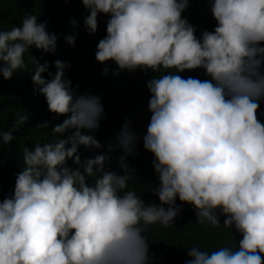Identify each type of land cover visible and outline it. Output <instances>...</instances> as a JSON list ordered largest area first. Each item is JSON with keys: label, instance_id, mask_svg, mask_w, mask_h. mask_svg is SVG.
<instances>
[{"label": "clouds", "instance_id": "clouds-1", "mask_svg": "<svg viewBox=\"0 0 264 264\" xmlns=\"http://www.w3.org/2000/svg\"><path fill=\"white\" fill-rule=\"evenodd\" d=\"M81 2L90 10L84 21L89 34L97 31L100 14L110 17L95 52L99 63L161 73L147 84L151 118L143 135L144 148L155 157L159 184L151 191L159 204H146L129 190L137 178L125 157L123 175L105 170L109 156L82 161L79 146L102 147L82 132L100 127L101 99L77 95L64 78L70 64L63 61L54 62L56 73L48 72L46 80L48 62L33 56V83L52 113L68 116L52 132L75 131L24 148L14 192L0 200V264H151L145 232L157 223H174L182 210L177 198L194 207L197 222L219 227L223 215V226L242 236L235 247H188L185 264H264V123L258 118L264 100V0H207L217 24L199 38L182 15L190 0ZM46 28L28 15L21 26L0 31L4 79L26 68L24 56L33 46L56 52L58 37ZM65 39L75 46L74 35ZM196 69L210 79L179 74ZM27 120L18 115L10 131L0 129V146L13 141L17 125ZM47 127L45 122L37 129ZM137 139L125 124L119 143L126 154H134ZM70 159L79 167H69ZM93 176L89 185L87 177Z\"/></svg>", "mask_w": 264, "mask_h": 264}, {"label": "trees", "instance_id": "trees-1", "mask_svg": "<svg viewBox=\"0 0 264 264\" xmlns=\"http://www.w3.org/2000/svg\"><path fill=\"white\" fill-rule=\"evenodd\" d=\"M28 15H35L38 23H47L46 30L58 37L57 49L55 53H45L33 46L25 53L24 70L14 73L11 79H4L0 75V129L10 131L15 126L18 115L28 116L27 122L17 125V130L13 132L15 139L0 146V200L14 192L16 175L24 164L25 147L33 148L37 143H54L75 131L68 129L62 134L52 132L68 116L52 113L45 96L39 93L38 86L33 83L35 57L41 64L45 61L49 64L48 71L42 73L46 80L51 79L48 72L53 75L56 73L54 62L63 61L70 64L65 69L64 78L71 80L76 94L98 96L101 99L104 113L99 121L100 127L82 132L94 136L102 147L96 149L79 146L82 161L97 155L109 156L110 160L105 162V170L123 175L120 160L125 157L124 163L135 170L133 175L137 178L129 182V190H134L146 204H159V198L151 191L159 184L152 163L155 157L144 148L143 135L147 132L151 118L148 109L151 93L147 84L161 73L148 70L145 74L142 69L133 73L118 69L114 61L99 63L95 59V52L100 39L107 35L106 24L110 17L100 14L97 31L89 34L84 21L90 15V10L81 0H0V31L21 26L22 19ZM182 15L197 29L198 38L204 30L214 31L217 24L207 0H190L188 9ZM72 20L78 22L77 26L72 25ZM68 35L76 37L75 46L67 43L65 37ZM179 74L184 78L191 76L201 80L210 79L203 69L186 70ZM258 118L264 123V100L260 101ZM45 122L48 123L46 129H37L38 125ZM125 124L138 137L132 155L126 154L119 143ZM109 145L112 146V151H109ZM67 163L73 169L79 167L71 159ZM95 178L87 177L89 185L94 184ZM176 203L181 205L182 210L173 224L164 227L157 223L149 226L145 232L150 255L154 256L151 264H185L190 259L187 255L188 247L198 246L212 251L221 246L235 247L242 239L234 228L223 226V215L220 216L219 227H213L209 223L201 224L196 221L193 206L182 204L178 198Z\"/></svg>", "mask_w": 264, "mask_h": 264}]
</instances>
